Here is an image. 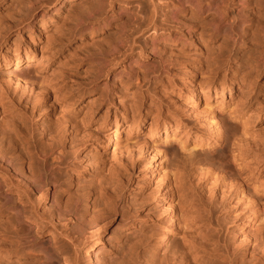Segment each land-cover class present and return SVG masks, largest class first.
Here are the masks:
<instances>
[{
	"label": "rangeland",
	"instance_id": "obj_1",
	"mask_svg": "<svg viewBox=\"0 0 264 264\" xmlns=\"http://www.w3.org/2000/svg\"><path fill=\"white\" fill-rule=\"evenodd\" d=\"M37 1L36 7L30 6ZM47 1L0 0V57L13 55L18 44L48 60L46 68L37 70L41 81L36 84L37 92L48 94L47 99L33 98L29 91L13 85L0 93V152L8 151L27 174L32 155L24 148L32 149V154L34 150L46 152L47 182L43 185L49 190L43 197L10 167L0 165V243L6 234L10 244L17 230L22 248L33 254V264H88L86 250L97 240V232H102L103 244L95 252L99 264H196L192 257L181 263L180 253L200 231L195 223L203 220L209 223L206 238L214 242L209 252L214 264H250L252 256L256 257L251 253L254 243L264 235V223L250 228L251 247L245 254L242 232L251 207L238 193L236 178L214 189L211 177L199 182L193 177V185L183 187L173 183L175 176L171 175L172 181L165 183L166 188L171 186L166 189L169 200L186 223L164 251L156 249L148 239L164 225V217L152 196L155 185L144 176L151 175V162L146 154L131 158L127 148L113 143L104 151L100 136L93 134L96 128L103 130L106 114L113 120L120 115L126 124L123 138L128 126L136 127L142 119L148 126L161 115L167 124L180 122L183 132L191 130L192 135L207 138L212 133L207 130L205 114L182 109L181 70L190 73L189 82L212 91H227L233 85L232 98L226 99L227 106L217 116L228 132L241 126L229 111L248 120V139L258 145L256 155L246 157V163L240 160L243 166L237 167L226 136V142L192 152H182L176 142L170 143L167 160L189 164L209 159L238 175L248 193L264 204V62H259L264 59V0H245L248 4L243 11L239 0H225L227 12L221 22L213 12L199 17L191 15L189 5L181 10L178 0ZM90 22L97 29L82 32V25ZM191 25L194 32L188 34ZM231 34L240 43L234 46ZM168 37L167 42L163 40ZM134 60L146 63L147 70L135 66L132 72ZM101 61L109 65L100 76ZM164 67L170 74L163 73ZM6 71L0 58V73ZM259 111L263 114L260 122L254 118ZM134 116L138 123L134 124ZM132 131V142L135 137L146 138V131ZM194 140L189 139V147L193 148ZM255 181H259L257 193ZM76 212L87 224L80 228V237L72 235ZM59 249L62 253L58 254Z\"/></svg>",
	"mask_w": 264,
	"mask_h": 264
},
{
	"label": "bare ground",
	"instance_id": "obj_2",
	"mask_svg": "<svg viewBox=\"0 0 264 264\" xmlns=\"http://www.w3.org/2000/svg\"><path fill=\"white\" fill-rule=\"evenodd\" d=\"M41 1L43 2V4L48 2L47 0H39L40 3ZM99 1L101 3V0ZM178 2H179V8L181 10H186L187 9L186 6L189 5L190 9L192 10L191 15L193 16L197 15L200 17L208 12H213L214 17H216L218 20L220 19V22L224 18V15H226L224 14V12L225 13L227 12L225 0H209L208 3H204L201 0H178ZM37 3L38 1L31 2L30 6H35V5L37 6ZM239 4L243 11L248 3L245 0H239ZM33 8L34 7H32V9ZM34 11H36V9ZM119 11L120 13H124L123 9L122 10L119 9ZM28 18L26 20H28ZM241 23H242L240 24L241 29H243L244 23L243 22ZM88 29L92 31L94 29H97V26L93 25L92 22L86 25H82V32ZM193 32H194V28L191 25V27H189L188 29V34L189 33L193 34ZM237 36L238 39L241 42H243V35L241 31L237 32ZM177 38H179V40L180 39L182 40V37L180 36ZM238 39L237 37L235 38L234 35L232 36L231 42L234 46L238 44V42L240 43ZM163 40L167 42L169 40V37L164 38ZM176 42H177L176 39H174L173 43ZM111 50L114 52L117 49H111ZM151 51L153 54L156 53V49H151ZM36 54H37L36 50L34 49L23 50V47L17 44L14 49L13 55L9 53L1 55L0 58L3 60L4 65L7 68V71L0 73V82H1L0 93L6 92L8 88L13 85L16 86V88L22 89L23 91L24 90L29 91V94H31L33 98L35 97L36 99L39 98L43 100L47 99L48 94L37 92L36 84L39 85L41 81V79H38L39 77L37 76V70L41 68H46L48 66V60L45 58L46 56L44 54L40 58L35 57ZM259 62L261 63L264 62V59L260 58ZM107 65H109V63L106 62L99 63L100 76L103 73L104 69L106 70L108 68ZM130 65L132 72L136 71L135 66H139L140 68L143 69L145 68V70H147L146 69L147 64L140 63L138 60L131 61ZM181 72L184 74V77H182L181 79V85L179 89L180 99L184 100L185 103L187 104V106H184L185 103L183 102L184 104H181V106L183 105L182 109L186 113L187 111L188 112L192 111L198 114H200V112L201 114L204 113L205 122L208 127L207 130H209V133H212V136H209L207 138L199 134L194 136L192 135L191 130H187L183 132L180 122H177V124L171 126L167 124V121L161 119V115L160 116L158 115L153 118L152 123L148 126H146L147 122L144 119H142L140 122L138 121L139 124H137L136 127H133V124L131 126H128L130 130H128L129 132L127 136L123 138L124 130H126L124 127L126 124L124 123V121L119 119L118 116L120 115L118 116L116 115L115 119L113 120L110 118V115L106 114L107 112L105 113L106 115L104 119H102L103 130L99 131L98 128H96L95 133L93 135L95 136V134H97L98 136H100V140H102L101 143L102 149L104 151L108 148V146L111 143H113L114 145H116L117 148H123V149L127 148L131 158L136 153L146 154L147 158L149 159V162H151L153 166L150 169L151 175L147 176V174L145 173L144 176L147 178V181H149L150 184L151 182H153V184L155 185L152 196L157 202V210H159L162 216L164 217V225L161 227L159 226L157 229L153 227L157 230V232L155 233L156 235H151L149 236L148 239L150 245L153 244L156 247V249L159 248L164 251L165 247H167L171 243L172 235L180 227H182V225H185L182 223H186V218L175 209V205L173 204V202L170 203L169 200L168 194L170 193L166 189L169 190L171 186L169 187L167 186L168 188H166L165 183L166 182L169 183L171 175H174L175 179L173 181L172 180L170 181L179 184L183 187L187 185H188L187 187H189L190 186L189 184L193 185L194 183L192 181L193 177L197 178L196 181L198 180V182L201 181L203 177L206 176L209 178L211 177L212 178L211 180H213L214 189L217 187L218 184H220L221 186H226L228 181L232 182V179L236 178L235 184L237 185V189L239 191L238 193L240 194L242 199L246 198L247 203L251 207L250 218L247 219V222L245 223L246 228L242 232L244 235L243 236L244 241L242 242V246L244 243H246L243 248V252L247 254L249 251V247H251L250 246L251 243H249V241L251 240L250 228H252L253 225L256 224L259 225L261 223H264V204L256 200L254 196L251 195V193H248L249 190L248 191L246 190L247 186L244 183L245 181L239 179V177H237L238 175L234 174L232 171L229 170L227 171L224 166L220 167L213 165L211 163V160L209 159L207 160L204 159V161L200 163L195 162V160L190 162L189 164L182 162L169 163L167 160V157L169 155V150L166 149L167 148L166 146H168L170 143L176 142L179 145L180 150L182 152H188V151L192 152L197 148L203 146L206 147L217 146L220 143L224 142L225 137L227 136L226 141L227 143H230L232 147L233 161L237 165V167L241 168L243 164L240 160H243L246 163L248 161L245 160L246 157L255 156L256 155L255 149L258 147V145H256L255 141H253L254 142L253 144V142L250 141V139H248L250 138L249 136L250 128L248 127L249 126L248 120L239 116H235L234 112L229 111V116L241 125L240 127L234 129L233 131L231 130L232 133L229 130V132L231 133L229 135L228 130L226 131V129H224L225 127L223 126L224 124L222 125V123L220 122L217 116V111L218 110L221 111L225 106H227L226 104H228V102L226 101V99L229 97L232 98L234 93L233 85L230 86V88H228L227 91L225 90L212 91L211 88L207 86H200L201 84L199 83L189 82L187 75L190 76V73L187 72L186 70L184 71L181 70ZM163 73L170 74L169 68L164 67ZM204 76H206V73L204 74ZM2 80L3 81L6 80L5 83H2ZM45 92H47V89ZM182 92H184L185 96H182L181 94ZM40 93L43 95L41 96ZM213 100H216V104L213 102ZM90 106L91 108H93L92 105ZM261 114L262 113L260 111L256 112V114L254 115L255 121H259V122L260 120L262 121L263 114L262 115ZM122 117H124V120L127 118L124 115ZM136 118L138 117L136 116L132 117V119L134 120L133 121L134 124L138 123L136 122ZM107 130L108 131L114 130V131L110 134H107L106 133ZM132 130H135L136 132L146 131V138L135 137L136 139L134 140L135 142L134 141L132 142L130 140L132 135L131 132H133ZM98 136L95 137L97 138ZM192 137L195 138L193 148L188 146L189 139ZM249 141L252 143H250ZM24 150H26L27 153H30L32 155L31 156L32 161L29 164V174H27L25 171L17 167L15 160L11 158V156H9L8 151L0 152V165H7L8 167H10L16 174L22 177V179L26 182L29 188L37 190L39 193L43 194V197H46L48 195L49 190H47L48 189L46 188L47 186H44L43 183L47 182L44 169L48 167L47 166L48 154L46 152H38L35 150L34 153L32 154L33 150L30 148H24ZM51 152L54 154L53 150H51ZM49 175L53 180L52 186L55 192L56 181H55L54 173L51 171ZM257 183H259V181H255L254 183L255 193L258 192L259 186H257ZM231 185L233 186V184ZM13 211L16 212L17 215H19L18 210L13 209ZM72 216H73L72 221H74L75 223L73 224V233L72 232L71 233L73 236L78 235L80 237L82 233L81 231L82 227L84 228V226L87 225L86 221H84L82 217L78 215L77 212L72 214ZM26 224L29 227H31V225H29L27 221ZM195 224L200 226V231L199 232L197 231L199 235L198 237H196L197 233L195 232L196 233L195 239H193L190 243L188 242L187 248L185 247L184 249L183 247V250L180 253V257H181L180 262L182 263L185 260H187L189 257H192L196 261L195 262L196 264H214V262L210 259V253H209L210 247L214 246V242L213 240L208 239V237L206 238L207 235L206 233L209 231L208 230L209 223H203V220L202 221L198 220ZM186 226H184L183 229H185ZM92 227L95 228V226ZM93 228H91V230ZM79 231H81V233ZM97 234L98 235H95L97 236V240L93 242L90 246H88L86 250L88 256V262L90 264H99L95 252L103 244V240H102L103 235L102 232L99 233L97 232ZM14 237L15 238L10 242V244H8L6 234L3 235V240L0 243V260H4L5 262L2 261L4 262V264H27V263L33 264L32 262L33 259L32 260L30 259L31 257H33V254L30 252H26V250L22 248L24 243L20 242L21 234L17 230H14ZM254 244L255 245L251 253L256 257L252 256L251 263L262 264L264 262V235L261 236L259 239H257ZM153 245L151 246L153 247ZM75 248L77 247L75 246ZM59 253H62L60 249L58 250V254ZM23 260L25 261L24 263L22 262Z\"/></svg>",
	"mask_w": 264,
	"mask_h": 264
}]
</instances>
